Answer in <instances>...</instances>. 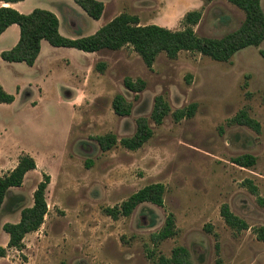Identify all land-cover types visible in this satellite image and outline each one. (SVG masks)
<instances>
[{
  "label": "rangeland",
  "instance_id": "1",
  "mask_svg": "<svg viewBox=\"0 0 264 264\" xmlns=\"http://www.w3.org/2000/svg\"><path fill=\"white\" fill-rule=\"evenodd\" d=\"M101 1L104 12L99 20L74 0H36L35 8H53L65 33L79 31L81 26L85 35L121 13L137 16L141 25L177 30L188 11L201 10L196 33L217 38L236 30L245 18L227 0ZM261 5L264 11V0ZM262 49L264 41L239 50L229 61L190 51L170 58L162 52L152 67L131 46L103 49L90 54L93 76L87 91L80 92L84 102L75 111L54 101L38 107L26 105V93L13 105L0 103V143L35 151L31 155L37 163L23 185L11 191V196L19 195L22 201L12 212L9 200L3 205L0 230L5 222L18 220L23 207L33 204L43 174L50 175L44 223L26 235L22 249L10 248L0 264H156L160 256L170 257L177 246L188 250V264H264V242L253 231L264 226V207L246 184L253 181L264 196ZM86 61L78 57L77 63ZM26 67L0 56L1 83L14 96L17 85L30 78ZM126 77L143 79L145 88L128 90ZM118 93L131 103L128 116L113 110L112 100ZM158 95L171 107L160 124L151 118ZM191 103H196L194 115L175 120L173 112ZM242 110L260 123V131L233 120ZM140 117L147 118L153 129L145 144L135 150L120 143L101 149L97 136H131ZM52 147L61 153L48 156ZM244 154L254 155L255 164L244 167L233 162ZM16 156L0 158L5 162L0 164V174L12 167L20 155ZM150 183L164 184L162 206L145 202L118 219L105 213L106 207L120 205ZM224 203L248 223V229L235 233L221 215ZM170 213L178 234L155 244L151 236ZM0 243L7 245L3 236Z\"/></svg>",
  "mask_w": 264,
  "mask_h": 264
},
{
  "label": "trees",
  "instance_id": "2",
  "mask_svg": "<svg viewBox=\"0 0 264 264\" xmlns=\"http://www.w3.org/2000/svg\"><path fill=\"white\" fill-rule=\"evenodd\" d=\"M5 3H15L23 0H2ZM89 16L99 20L104 12V3L101 0H74ZM210 1V0H205ZM240 8L245 13L242 24L234 31L224 36L206 37L196 33L195 25L202 17L201 10L188 11L182 19L181 29H170L157 24H139V18L128 13L115 16L108 23L101 26L96 32L87 36L70 38L60 32L58 16L51 10L35 8L29 13H22L12 6L0 7V35L12 24H18L20 37L15 46L1 52L0 56L7 62H25L34 65L40 51L42 40H47L57 47H72L85 52H97L103 49L119 50L131 46L143 59L148 67H152L156 57L164 52L170 58H176L181 51L197 52L217 61H229L239 50L249 46H259L264 41V11L261 0H227ZM264 57V49L260 51ZM105 66V65H102ZM128 90L139 92L145 88V81L141 78L134 81L130 77L124 79ZM15 96L5 90L0 81V103L10 104ZM114 112L120 116L131 114V103L126 97L118 93L112 100ZM196 103L173 112L175 120L192 117L195 113ZM171 112V107L162 95L154 99L151 111L152 120L160 124ZM234 121L245 124L260 131V123L250 117L245 110L240 111ZM153 135L149 120L140 117L136 122V130L131 136L118 139L114 133L97 136V141L102 150H109L120 143L123 147L135 150L145 144ZM233 162L244 167L255 164L256 157L244 154L233 159ZM37 168L35 158L28 152H23L18 157L14 168L0 175V211L6 200H9L10 212L17 203L22 201L21 196H11L13 188L21 187L26 175ZM50 182V175L43 174L33 193V204L23 207L20 211L18 222H6L3 230L9 235L6 246L0 245V259L8 255L10 248L22 249L27 234L40 229L48 213L46 189ZM252 193L257 197L259 205L264 207V196L258 192L257 186L247 180ZM165 186L162 183H150L131 194L120 205L106 207L105 213L114 219L129 216L140 204L150 202L159 206L163 205ZM221 215L225 222L239 233L249 228L248 223L234 214L229 205L221 206ZM154 224V220L152 222ZM258 240L264 242V226L253 229ZM178 234L175 218L168 214L163 227L152 234V241L156 244L163 240L173 238ZM189 252L185 247L177 246L170 257L160 256L156 264H188Z\"/></svg>",
  "mask_w": 264,
  "mask_h": 264
},
{
  "label": "crops",
  "instance_id": "3",
  "mask_svg": "<svg viewBox=\"0 0 264 264\" xmlns=\"http://www.w3.org/2000/svg\"><path fill=\"white\" fill-rule=\"evenodd\" d=\"M35 2L36 0H23L15 3H5L4 1L0 0V7L12 6L22 13H29L33 9H35ZM45 9L51 10L52 12L57 14V12L49 6H47V8ZM104 24L106 23H99L96 31ZM79 27V31L76 30L72 34H67L62 30L60 21L59 29L63 35H67L70 38L87 36L83 34L81 26ZM19 37V25H10L0 35V54L2 51L11 49L13 46H15L19 40ZM92 53L78 50L72 47L53 46L47 40H42L41 51L34 65L30 66L27 64L28 67H26L27 70L30 71V78L17 85L15 100L14 102L10 103V105L16 103L17 97L19 95H22L23 97L26 93L27 97L24 99V103L26 105L38 107L44 106L54 101L57 104L65 103L70 108H72L73 111H75L80 107L79 104H82V102H84V98H81L80 92L84 93L85 91H87L88 86L91 83V77L93 76L94 68L93 59L92 57H90V54ZM78 57H84L87 61L85 63H77ZM18 63L21 64L25 62ZM80 98L81 101H77ZM34 101L36 102L35 104H33ZM22 152H29L32 155H36L35 151H29V149L20 144L10 145L6 143H0V158L8 159L9 156H13L14 153H17L16 157H18V155H20ZM60 153V150H57L54 147L48 149L47 151L48 156L51 157H55ZM17 162L18 159L12 165V167H10L9 170L14 168ZM3 163L5 162L0 161V164ZM19 220L20 214L18 220H9L8 222H18ZM3 231V229L0 230V236H3L8 243L9 235H6ZM2 245L6 246L4 244Z\"/></svg>",
  "mask_w": 264,
  "mask_h": 264
}]
</instances>
